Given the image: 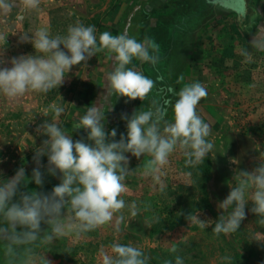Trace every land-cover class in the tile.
I'll use <instances>...</instances> for the list:
<instances>
[{
    "label": "clouds",
    "instance_id": "clouds-1",
    "mask_svg": "<svg viewBox=\"0 0 264 264\" xmlns=\"http://www.w3.org/2000/svg\"><path fill=\"white\" fill-rule=\"evenodd\" d=\"M39 5L40 0H0V11L11 12L21 6L30 11L38 9ZM3 38L0 35V39ZM21 41L31 43L36 55L14 57L10 68L0 67V94L10 101L29 92L46 94L58 88L73 66L86 63L97 52L104 50L114 54L115 65L106 78L108 95L115 93L127 100H143L154 87L152 79L128 67L134 58L156 63L157 57L148 51V41L139 42L126 34L113 35L107 31L97 37L94 25L81 23L70 25L63 36L53 37L48 29L40 28L30 36L21 35ZM257 47L264 50V44L257 43ZM244 55L250 58L249 53ZM3 63L0 60V65ZM206 95V89L198 82L185 85L173 106L171 123L164 121L166 112L155 101L147 111H134L130 118L122 116L127 121V136L121 135L119 141L114 139L116 129L105 131L102 123L105 116L99 108H89L77 125V129L88 131L87 139L93 144L83 140L74 142L71 135L66 134L55 121L38 126L37 131L48 139L37 150L35 159L39 163V158L47 155L49 173L55 175L59 171L61 182L50 195L36 191L19 193L22 182L29 181L25 169L21 167L14 177L0 183V217L12 229V243L35 242L40 238L42 222L52 229L51 234L46 236L48 241L65 235L66 229L80 235L114 219L119 230L124 217L118 213H122L127 206L132 216L137 214L135 203L128 206L120 198L127 192L124 180L129 173V158L125 153H131L137 159L145 154L151 156L145 166V175H151L157 182H160L161 170L168 163L169 156L177 148L186 157L187 165L195 166L203 162L213 148L207 139L211 134L209 125L197 113V106ZM52 109L57 117L64 111L56 105H52ZM162 121L164 127L161 131ZM235 176L238 183L235 187L230 186L229 194L218 204L223 214L212 229L217 235L229 234L240 228L246 218L248 201L253 204L251 212L260 216L261 223H264V162L251 172L238 171ZM31 180L37 185L42 184L39 168L33 169ZM249 191L251 195L246 199ZM18 193L19 200L14 202ZM64 209L71 213L66 223L61 222V218L66 216ZM191 219L201 227H207L211 222L200 220L198 216ZM110 249L111 254L101 250L102 264H147L144 253L130 244L113 243ZM175 264H183L182 259L177 257Z\"/></svg>",
    "mask_w": 264,
    "mask_h": 264
},
{
    "label": "crops",
    "instance_id": "crops-1",
    "mask_svg": "<svg viewBox=\"0 0 264 264\" xmlns=\"http://www.w3.org/2000/svg\"><path fill=\"white\" fill-rule=\"evenodd\" d=\"M101 24L97 37L107 31L113 35L126 34L139 42H149L148 51L157 57L156 63L134 58L128 67L152 79L154 87L143 100H127L115 93L108 95L106 78L115 66L114 54L107 50L97 52L71 74L66 82L69 83L68 91L57 106L64 111L58 117L53 115L54 121L66 134L71 135L74 142L83 140L93 144L87 139L88 131L77 129V125L89 108H99L105 116L102 121L105 131L116 129L114 139L119 141L121 135L127 136V121L122 116L130 118L134 111H147L153 107V101L165 110L164 121L171 123L179 91L185 85L198 82L207 92L197 106V113L210 128L211 134L207 138L213 148L207 156L210 162H229L232 152L237 149L232 135L248 133L235 125V111L227 103L226 87L248 85L251 79L245 73L255 68V55H264V50L257 47V43L264 44V0H123ZM244 53H249L250 58ZM51 111L45 116L50 117ZM163 127L162 121L161 131ZM46 139L48 137L37 129H24L21 145L15 149L12 144L11 149L2 150L0 183L14 177L23 167L29 181L22 182L19 193L36 191L50 195L52 189L60 184L61 173H49L47 155L41 156L39 163L35 159L37 150ZM125 155L129 158V173L124 180L127 192L120 197L123 200L129 197L128 194L139 192L146 184L155 181L151 175H145V166L151 156L145 154L137 159L131 153ZM173 162H186L178 148L169 156L162 170L168 169ZM35 168H39L42 174L41 185L31 180ZM19 193L14 202L19 200ZM63 211L66 216L61 218V222L66 223L71 213L67 209ZM51 231V226L42 222L40 238L29 244L17 245L10 239V225L0 217V264L52 263L55 253L46 249L54 243L46 239Z\"/></svg>",
    "mask_w": 264,
    "mask_h": 264
},
{
    "label": "rangeland",
    "instance_id": "rangeland-1",
    "mask_svg": "<svg viewBox=\"0 0 264 264\" xmlns=\"http://www.w3.org/2000/svg\"><path fill=\"white\" fill-rule=\"evenodd\" d=\"M121 2L123 0H40L36 10L25 11L21 6L11 12L0 11V35L4 37L0 39V60L4 61L0 67L10 68V61L14 57L36 55L31 43L21 41V35L30 36L36 30L46 28L53 37L63 36L67 34L70 25L77 23L94 25L97 34L104 18ZM262 60L264 55H255V68L245 73L251 79L248 85L244 83L238 87H226L227 103L235 111V125L248 134L232 135V142L237 149L232 152L233 157L229 162H211L206 191L212 211L201 202L203 192L200 186L203 175L198 164L190 166L186 162H173L168 169L161 171L160 182L152 181L139 192L130 193L124 199L128 206L135 203L137 214L132 216L131 209L127 206L122 213H118L117 215L122 214L124 217L118 226L119 230L114 219L84 234L77 235L74 231L66 230L65 235L54 237V243L46 248L51 249L56 256L50 264H102L101 250L111 254L110 246L113 243L130 244L140 250L157 247L171 251L179 248L185 251L180 257L183 264H264V223H261L258 215L251 212V201L245 206L246 218L241 222L239 232L222 236V233L217 235L210 228L214 222L212 212L218 216L223 214L218 204L227 197L230 186L235 187L238 183L235 174L238 171L251 172L260 162H264ZM78 66H73L66 74L61 86L46 94L29 92L13 101L0 94V159L2 150L10 148L12 144L15 149L21 145L24 129L34 131L44 122L54 121L52 105L58 106L61 97L67 93L69 83L66 82ZM50 110L52 117H46L45 114ZM250 195V191L246 193V199ZM193 208L195 210L192 215L182 218L171 228L149 235L151 218L168 215L171 221L172 216L185 214ZM193 216H198L203 221H211L210 225L201 227L196 220L191 219ZM246 241L261 245L255 247L258 257L251 255L247 259L239 258L235 261L228 256L230 247L247 254L244 251L249 246Z\"/></svg>",
    "mask_w": 264,
    "mask_h": 264
},
{
    "label": "trees",
    "instance_id": "trees-1",
    "mask_svg": "<svg viewBox=\"0 0 264 264\" xmlns=\"http://www.w3.org/2000/svg\"><path fill=\"white\" fill-rule=\"evenodd\" d=\"M250 132L254 134L253 130H250ZM198 167L200 168L201 173L203 175L201 178V186H200L202 189V192H203V197L201 199V202H202V204L207 206L210 211H212L210 202L208 200L207 191H206V183H207L208 174H209L210 168H211V162L209 160V157L206 156L204 158L203 162L198 164ZM194 210L195 209L193 208L189 212H186L185 214H182V215L177 214L175 216H172L173 220H171V221H170V216H168V215H166V216H160L159 215V216H155L154 218H151L150 227H149V235H153V234H156L158 232H161L164 229L171 228L174 223H178L179 221L182 220V218H185V217L192 215L194 213ZM212 213H213V217H214V222L211 224V227H210L211 230L214 228L215 222L219 218V216L216 213H214V212H212ZM258 217H259V219H262L260 216H258ZM236 231H238V229ZM222 236H224L223 233H222ZM239 239H241V238H239ZM246 242L249 244V246H248V248H246V250L244 249V247H243V249H244V251L247 252V254L237 251L234 247H230L231 250H230L228 256L235 259V261H237L239 258L247 259L251 255L253 257H258V256H256V255H258V251L256 250L257 248H255V247H258V246L260 247L261 245L254 242V241H251V242L246 241ZM250 244H251V246H250ZM141 251L144 253L145 257H147V264H175L176 258L181 257V255L184 254V252H185L184 250H180L179 248H177L176 251L173 252L172 250L171 251L170 250L164 251V250H161L160 248H157V247L156 248H150V249H144Z\"/></svg>",
    "mask_w": 264,
    "mask_h": 264
}]
</instances>
